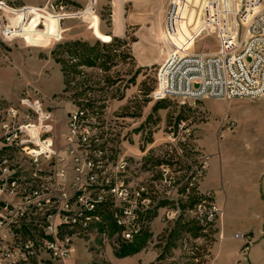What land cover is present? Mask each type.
Segmentation results:
<instances>
[{
  "label": "rangeland",
  "instance_id": "1",
  "mask_svg": "<svg viewBox=\"0 0 264 264\" xmlns=\"http://www.w3.org/2000/svg\"><path fill=\"white\" fill-rule=\"evenodd\" d=\"M173 3L174 40L195 52H217L218 27L242 9L240 0ZM133 8L132 0H0V112L29 99L51 114L39 144L51 139L59 156L71 111L88 109L98 116L95 144L106 165L127 160L128 187H145L156 204L129 242L118 234L115 207L104 206L99 221L69 231L74 254L63 264H264V97H155L165 60L140 64L145 56L132 51L137 25L113 32V15L122 22ZM211 10L221 17L206 24ZM21 110L22 119L4 122L27 130L34 116ZM13 157L28 183L53 164L43 153Z\"/></svg>",
  "mask_w": 264,
  "mask_h": 264
},
{
  "label": "built area",
  "instance_id": "2",
  "mask_svg": "<svg viewBox=\"0 0 264 264\" xmlns=\"http://www.w3.org/2000/svg\"><path fill=\"white\" fill-rule=\"evenodd\" d=\"M173 1L169 0L164 14L165 36L172 49L161 66L154 96L193 100L264 97V0H240L242 9L232 16L228 13L227 24L223 21L218 27L219 50L211 53L195 52L193 44L175 42ZM215 17L209 11L206 24ZM21 107H29L34 116L27 130L4 122L7 115L23 117ZM1 118L0 264H43L44 260L63 264L74 254L69 231L99 221L101 208L108 204L115 207L122 240L133 241L141 234V221L156 204L145 187H128L127 160L104 162L95 144L97 115L86 108L71 111L66 151L59 156L47 144L51 139L39 144V129L51 114L29 99L0 112ZM19 150L35 157L43 153L53 159L52 167L40 178L35 171L33 182H26L13 165V154ZM163 182L171 186L174 180L165 175ZM216 212L217 208L211 210L206 220ZM30 223L35 226L33 235L22 238L20 231Z\"/></svg>",
  "mask_w": 264,
  "mask_h": 264
},
{
  "label": "crops",
  "instance_id": "3",
  "mask_svg": "<svg viewBox=\"0 0 264 264\" xmlns=\"http://www.w3.org/2000/svg\"><path fill=\"white\" fill-rule=\"evenodd\" d=\"M115 1V0H113ZM133 9L124 11L122 22L118 20L116 14L113 15V32L115 35H125L128 25H137L136 41L132 44L133 54L145 56L138 58L141 65H152L164 61L170 53L172 46L168 42L164 31V14L169 0H163L161 6L157 8L152 4L156 0H132ZM122 25V26H121ZM122 28V33L117 31ZM155 51V52H154ZM158 55L157 57H152ZM148 56H151L150 58ZM219 201L218 197L216 196ZM261 261L264 263V259Z\"/></svg>",
  "mask_w": 264,
  "mask_h": 264
},
{
  "label": "bare ground",
  "instance_id": "4",
  "mask_svg": "<svg viewBox=\"0 0 264 264\" xmlns=\"http://www.w3.org/2000/svg\"><path fill=\"white\" fill-rule=\"evenodd\" d=\"M194 3H195V2H194ZM197 5H198V4H197ZM197 5H196V6H197ZM200 6H201V5H200ZM198 22H199V21H198ZM179 25H180V24H179ZM175 27H176V25H175ZM179 28H180V27H179ZM182 29H183V28H182ZM180 31H181V30H180ZM178 32H179V31H178ZM179 33H180V32H179ZM20 118H21V117H20Z\"/></svg>",
  "mask_w": 264,
  "mask_h": 264
},
{
  "label": "trees",
  "instance_id": "5",
  "mask_svg": "<svg viewBox=\"0 0 264 264\" xmlns=\"http://www.w3.org/2000/svg\"><path fill=\"white\" fill-rule=\"evenodd\" d=\"M200 229V228H199Z\"/></svg>",
  "mask_w": 264,
  "mask_h": 264
}]
</instances>
